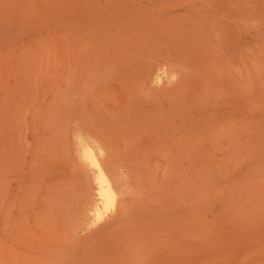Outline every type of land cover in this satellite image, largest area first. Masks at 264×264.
I'll use <instances>...</instances> for the list:
<instances>
[{
    "label": "rangeland",
    "instance_id": "rangeland-1",
    "mask_svg": "<svg viewBox=\"0 0 264 264\" xmlns=\"http://www.w3.org/2000/svg\"><path fill=\"white\" fill-rule=\"evenodd\" d=\"M0 264H264V0H0Z\"/></svg>",
    "mask_w": 264,
    "mask_h": 264
},
{
    "label": "bare ground",
    "instance_id": "bare-ground-1",
    "mask_svg": "<svg viewBox=\"0 0 264 264\" xmlns=\"http://www.w3.org/2000/svg\"><path fill=\"white\" fill-rule=\"evenodd\" d=\"M85 159L90 167L95 171V187L98 205L96 206V215H101L105 211L113 209L115 204V194L110 179L96 163L92 153L86 152Z\"/></svg>",
    "mask_w": 264,
    "mask_h": 264
}]
</instances>
